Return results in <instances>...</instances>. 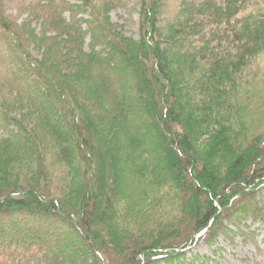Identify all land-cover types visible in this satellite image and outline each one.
<instances>
[{
  "label": "trees",
  "instance_id": "1",
  "mask_svg": "<svg viewBox=\"0 0 264 264\" xmlns=\"http://www.w3.org/2000/svg\"><path fill=\"white\" fill-rule=\"evenodd\" d=\"M118 2L0 0V264H264V0Z\"/></svg>",
  "mask_w": 264,
  "mask_h": 264
},
{
  "label": "rangeland",
  "instance_id": "2",
  "mask_svg": "<svg viewBox=\"0 0 264 264\" xmlns=\"http://www.w3.org/2000/svg\"><path fill=\"white\" fill-rule=\"evenodd\" d=\"M66 1L73 2L74 0ZM116 6L117 7L113 8L109 12L111 22L118 25L123 30L125 35L131 36V38H133L134 40H139L141 35V21L139 19L140 5L137 4V0H122V2H118ZM14 12L15 11L12 7H7L8 14H14ZM24 16L26 15H21L18 21L24 18ZM163 16L165 15L162 14L155 17V19L158 18V25H160L163 20H166L167 17L164 19ZM33 54L38 55L36 51H33ZM256 64V67L258 70H260V73L264 72V63L256 62ZM248 223L250 224V221H248ZM254 227H257L258 231L260 230L262 235L264 234V225L259 224V222H255L254 224H251L250 230H252ZM256 240L261 246L263 245V243L261 242V236H258ZM216 241L218 242V245L214 244L211 247L208 246L205 242H198L192 247V251L193 253H199V255L204 256H213V251H216L217 254H214V256L216 257L214 258V263H216V259H219V264H252V262L247 263L242 261L245 256L254 258V246L250 239L247 238V240H243L240 235H236L232 239V242H228L223 238L222 235H219L216 238ZM218 255L221 256L219 257ZM188 256L190 258L189 254ZM256 260H260V258Z\"/></svg>",
  "mask_w": 264,
  "mask_h": 264
}]
</instances>
